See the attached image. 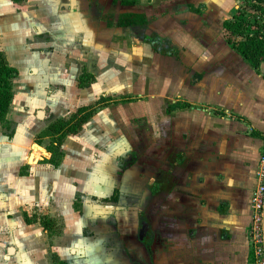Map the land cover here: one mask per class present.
Segmentation results:
<instances>
[{
    "label": "crops",
    "instance_id": "crops-1",
    "mask_svg": "<svg viewBox=\"0 0 264 264\" xmlns=\"http://www.w3.org/2000/svg\"><path fill=\"white\" fill-rule=\"evenodd\" d=\"M9 1L19 9H13V15L7 17L0 11V51L18 73L11 80L12 96L5 113L13 129L10 138L0 125V240L13 230V224L14 229L18 226L15 241L18 255L22 254L21 245L25 240L29 245L27 253L33 257L40 224L38 215L27 217L29 212L51 218L73 214L81 219L82 210L86 224V204L76 206V202L81 201L76 196L84 192L96 197L111 194L114 186L103 193L105 196L97 194L103 173L94 166L87 168L93 158L91 145L95 141H90L87 132L80 135L81 128L87 126L98 108L77 132L64 135L59 143L63 154L57 165L50 164L46 158L43 160L39 151L30 148L49 122L68 118L79 105L76 103L69 111L66 109V113L65 107L63 110L50 105L51 94L39 84L40 80H46L45 70L55 62L53 50H47L50 42L39 33L50 31L46 21L51 20L55 29L52 33L57 37L53 47L57 42L65 47L70 45L71 39H79L86 48L103 50L108 48L104 46L105 34L112 32L110 28L106 32L107 26L126 31L136 28L116 24L118 12L134 11L144 14L146 28L157 29L171 37L150 42L158 40L161 45L167 44L165 50L160 51L165 57L163 66L167 72L173 68L174 74L167 73L164 87L167 90V86H174L176 96L166 98L161 107L164 116L159 127L163 128L165 136H161L159 146L148 147V153L142 157L141 170L131 160L123 170L139 172L143 177L141 236L139 219H114L110 227L94 222L95 241L86 243L83 251L87 250L88 256L85 255L82 262L249 264V198L264 143V62L259 67L251 66L233 46V40L243 37L230 34L222 25L223 20L238 14L236 2L242 0H158L156 4L146 0L140 1L138 7L137 0L131 5L117 2V5L114 3L115 13L106 16L101 12L99 20L90 16L87 8L60 11L56 5L58 0L34 9L27 2L39 0ZM97 1L103 8L107 6L108 0L106 3ZM80 2L63 0L62 4L70 8ZM4 18L11 22L3 24ZM92 19H97V25ZM258 29L264 35V27ZM27 65L37 73L26 69ZM84 70L88 69L84 67ZM79 73L73 76L75 85ZM19 79L17 88L15 82ZM92 84L93 79L77 87L85 88L89 96L93 94V90L89 91ZM84 102L80 104H87ZM44 104L51 106L50 111L56 114L50 121L40 118L38 108ZM69 146H78V153L69 152ZM44 148L47 150L46 145ZM30 152L37 158L35 162L27 161ZM93 159L98 160V157ZM115 167L118 168L117 162ZM87 176H91L90 185H87ZM130 189L140 190L138 187ZM99 206L95 203L93 208L96 210ZM105 236L109 243L115 244L107 246ZM119 247L127 249L126 258L119 256ZM54 252L58 259L70 264L69 256Z\"/></svg>",
    "mask_w": 264,
    "mask_h": 264
},
{
    "label": "rangeland",
    "instance_id": "rangeland-1",
    "mask_svg": "<svg viewBox=\"0 0 264 264\" xmlns=\"http://www.w3.org/2000/svg\"><path fill=\"white\" fill-rule=\"evenodd\" d=\"M62 1H56L58 10L71 11L75 10V8L77 10L87 8L90 16H94L98 20L102 18L101 12H105L107 16L112 12L115 13L117 7L115 6V4L117 5V1L111 2L108 0L107 6L103 8L100 4L101 2L97 0H81L75 7L71 6L72 8L70 7V9L69 7H65L66 5H63ZM101 1L102 3H106L107 0ZM137 1L138 5L136 6L138 7L140 6V1L145 2L146 0ZM156 1L158 0H152V3L156 4ZM49 2L52 1L39 0L34 1V3L28 1L27 4L34 9L40 6L47 7ZM242 2L244 4H240L239 12L246 11L250 13L251 7L247 4L248 2L246 3L245 0H242ZM237 5H239V2ZM13 9L19 8L9 0H0V11L3 15H6V17L10 14L13 15ZM97 19H92L94 24L97 23ZM2 22L3 24L10 23L11 20L7 21L4 18ZM50 23H52L51 20L46 21L47 28L50 31L44 30L39 35L41 38H47L48 42H50L47 50H53L52 57H54L53 61L55 65L52 64L50 68L45 70L48 73L45 75L46 80H40L41 83L39 85L43 86L46 93V89H48V93L51 94L49 95L50 105L53 108L62 107L63 110L65 107V113L66 109L69 111L76 103L82 105L80 103H85L84 101L87 103L92 101L91 99L94 100L95 97L98 98L97 96H102V98L98 99V104L96 105L98 113L89 120L87 126L81 128L80 135L82 137L83 133L86 134L87 132V135L91 139L90 141H95L91 145V156L93 158L98 157V160L92 158L87 168L91 169L94 166L98 169L100 168L99 170L103 173L101 176V189L97 194L105 196L103 193H106L108 188L110 189V187L114 186L118 189V193H116L117 199L114 202L109 199L105 201L104 198L106 196H100L101 198L96 197L91 192L78 194L76 199H80L81 201L76 202V206L82 204V202L86 204V224L82 217V210L79 212L81 219L74 217L73 214L66 215L65 218H51L46 214L29 212L27 216L29 219L35 218L38 215V219L47 223V227L45 228L40 223V225L38 224L36 252L33 254V257H30L26 250L29 245L23 240V244L21 245L23 247L22 254L18 255L15 241L19 235V227L16 226L17 228L14 229L13 224L11 226L13 230L8 232L3 240H0V264H31L30 260L33 264H52L50 254L55 250L69 256L70 264H83L82 260L88 252L87 250L85 253L83 251L86 243L90 241V244H92V241H95L94 226L96 223L94 222L100 223V226L110 227L113 225L114 219H139L138 226L140 227L142 219H144L141 192L143 177L139 172L133 174L131 171L123 170H125V164L130 162L129 160L134 162L138 166L137 168L141 170L142 157L148 153V147L157 148L159 146L161 136H165L163 128L159 127L160 119L164 116L162 106L166 98H175L176 96L174 86L167 84L169 85L167 86V90L164 87L167 73L172 76L174 74L173 68H171V72H167L163 66L165 64V57L162 55L164 53H160V51L165 50L167 44L164 42L161 45L158 40H154L155 43L150 42L152 39L158 38L164 39L169 37L168 39H170L169 34L164 35L157 29L150 30L148 26L146 28L144 25L127 31L110 25L106 27V32L109 28L110 30L112 29V32L105 34L107 42L104 45L105 48H108L93 51L91 46H87L88 48H86V44H82L79 39H71L70 45H66L65 47L62 46L63 44L57 42V46L53 47L57 37L56 34L52 33L55 29L53 28L54 25L52 26ZM121 32H123V35H120ZM52 40L54 44H52ZM25 67L30 72L37 73L29 65ZM84 67L88 70H84ZM79 71L81 76L79 81L82 83H86L92 76L93 84L89 88V91L93 90V94L91 93L93 96H87L85 88L79 90L77 84L75 85L73 76ZM15 83L17 88H19L20 79ZM80 93L81 96H79ZM51 106L44 104L41 108H38L41 112L40 118L50 121L52 116L56 115L50 111ZM147 106H149V109L145 108ZM167 131L170 130L167 129ZM45 133L46 130L44 129L33 140V142L40 145H46V148H51L53 151V154L48 150V155H41L43 160L51 155L54 160L56 158L60 159L63 151L59 145H55V134L52 133L45 137ZM168 133L166 132V134ZM71 137H74V135ZM80 141L82 142L83 139ZM87 146L90 148V144H87ZM263 146L264 143L261 145L259 155L264 150ZM78 150V146L73 148L71 146L68 147V151L72 154L78 153ZM128 155L132 157L128 159ZM137 158L139 161H136ZM116 162L118 168L115 167ZM90 177L87 176V185L91 184ZM255 184L256 179L254 180ZM131 187H138L140 190L132 191ZM95 203L100 205L96 210L93 208ZM47 204H49V200ZM250 219L251 208L249 198V223ZM140 231L139 235L141 236ZM104 242L107 246L115 244L109 243L108 236H105ZM110 250H112L111 247ZM118 254L120 257L126 258L127 249L119 247ZM89 255L92 256V253H89ZM20 259L22 262H20ZM121 262L123 261L121 260Z\"/></svg>",
    "mask_w": 264,
    "mask_h": 264
},
{
    "label": "trees",
    "instance_id": "trees-1",
    "mask_svg": "<svg viewBox=\"0 0 264 264\" xmlns=\"http://www.w3.org/2000/svg\"><path fill=\"white\" fill-rule=\"evenodd\" d=\"M11 1L19 3L23 0ZM110 1H117L120 5H131L135 2L134 0ZM255 1L256 2L254 3L250 0H245L251 8L254 7L255 9L261 11L264 0ZM145 23L146 18L142 12L123 11L118 12L116 16L117 25L143 26ZM222 25L230 34H238L243 37L242 39L233 40L234 48L251 66L259 67L261 62H264V35L258 31V27H264V25L260 22L257 15L253 12H238V14H234L231 19L223 20ZM17 73V68L10 64L6 60L4 54L0 51V125L5 128L6 131H4V133L7 138H10L13 129L8 124V121L5 118V113L8 109L10 98L12 96L11 80L17 75ZM80 79L81 76L78 75L76 78V84L78 86H84L92 80V76L86 83L80 82ZM100 98H102V96H98V98L92 103L78 105L68 118H56L49 122L44 128L46 130L45 134L49 135L54 133L56 136L55 145H59L65 134L77 132L81 128L82 123L95 112L98 99ZM47 150L53 154L51 148L47 147ZM46 161L52 165H57L59 159L56 158L54 160L51 155L46 159ZM116 193L117 189L114 187L111 194L108 197L106 196L104 199L115 200ZM45 219L47 218L45 217ZM38 222L42 225V227H47V223L45 221L38 219ZM50 259L52 264H65V262L58 259L54 253L50 254Z\"/></svg>",
    "mask_w": 264,
    "mask_h": 264
},
{
    "label": "built area",
    "instance_id": "built-area-1",
    "mask_svg": "<svg viewBox=\"0 0 264 264\" xmlns=\"http://www.w3.org/2000/svg\"><path fill=\"white\" fill-rule=\"evenodd\" d=\"M250 1L254 3L256 2L255 0ZM242 3L244 4L242 1L239 2V5H237L238 8L241 7L240 4ZM251 12L255 13L260 22L264 25V2L262 3L261 11L253 7L251 8ZM254 177L256 179V184L254 185L250 195L251 219L248 227V258L249 264H264L261 234V205L264 194V150L258 157Z\"/></svg>",
    "mask_w": 264,
    "mask_h": 264
},
{
    "label": "water",
    "instance_id": "water-1",
    "mask_svg": "<svg viewBox=\"0 0 264 264\" xmlns=\"http://www.w3.org/2000/svg\"><path fill=\"white\" fill-rule=\"evenodd\" d=\"M30 148L32 150L39 151L42 155H48L49 151L45 150L44 147L39 145L38 143L33 142L30 145ZM37 158L33 156L32 152L28 154L27 161L28 162H35ZM261 234H262V245H263V252H264V194L262 199V205H261Z\"/></svg>",
    "mask_w": 264,
    "mask_h": 264
},
{
    "label": "flooded vegetation",
    "instance_id": "flooded-vegetation-1",
    "mask_svg": "<svg viewBox=\"0 0 264 264\" xmlns=\"http://www.w3.org/2000/svg\"><path fill=\"white\" fill-rule=\"evenodd\" d=\"M136 27H138V26H136ZM131 157H132L131 155H130V156L128 155L127 158L130 159ZM124 158H126V157L124 156ZM129 161H130V160H129ZM140 230H141L140 233L142 234V228H141V227H140Z\"/></svg>",
    "mask_w": 264,
    "mask_h": 264
}]
</instances>
